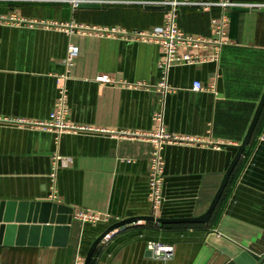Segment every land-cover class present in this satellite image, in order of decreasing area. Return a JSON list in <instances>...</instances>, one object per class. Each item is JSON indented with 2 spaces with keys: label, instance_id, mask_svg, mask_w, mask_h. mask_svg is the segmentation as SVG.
<instances>
[{
  "label": "crops",
  "instance_id": "crops-1",
  "mask_svg": "<svg viewBox=\"0 0 264 264\" xmlns=\"http://www.w3.org/2000/svg\"><path fill=\"white\" fill-rule=\"evenodd\" d=\"M83 1L95 7L0 0V201L50 200L73 209L67 246L0 245V264H76L118 221L203 214L264 92V11L257 10L264 0H233L251 9L225 10L229 26L222 42L212 28V19L221 18L220 7L204 11L183 5L180 28L211 42L180 47L181 54L199 60L173 66L167 90L161 86L158 42L100 31L163 25V0ZM71 21L85 29L68 33ZM70 44L79 54L67 80L64 122L77 129L59 131L40 124L51 123L58 109ZM101 76L109 82L99 81ZM196 81L209 89L195 90ZM161 126L178 139L164 145V201L153 212L149 160ZM57 153L71 162L53 181ZM81 211L108 216L83 222L77 218ZM211 232L256 258L264 254V109L208 223H129L110 232L90 264H224L225 254L206 241ZM150 242L172 245L173 257H153Z\"/></svg>",
  "mask_w": 264,
  "mask_h": 264
},
{
  "label": "built area",
  "instance_id": "built-area-1",
  "mask_svg": "<svg viewBox=\"0 0 264 264\" xmlns=\"http://www.w3.org/2000/svg\"><path fill=\"white\" fill-rule=\"evenodd\" d=\"M63 2H68L72 8H78L84 2L83 0H60ZM160 4L164 5L166 8L165 21L163 25L156 26L150 31H140L132 30L127 31L120 27H114L111 29H103L100 31L109 32L111 35L121 36L127 40H153L160 44L162 49V55L160 59V71L162 74L161 86L167 90L169 88L167 79L170 69L176 65H187L195 63L199 60V57L191 53H180V47L185 45L187 47L198 48L200 45L210 43L211 39H206L204 37L198 36L193 37L187 35L178 24V17L181 7L185 4H191L198 9L204 11L209 10L214 6H218L222 9V15L220 20L212 19V28L215 33V37L222 39V36L226 33L227 27L229 26V17L225 10L227 8H232L238 5V3L233 0H206V1H194L188 2L186 0H163ZM3 20L0 18V21ZM16 21L15 19H11ZM68 33H73L75 29L78 31H83L82 25L76 24L74 21L68 23L67 26ZM216 38L214 39L216 41ZM79 54V48L76 45L70 44L68 46L67 54L65 57V67L66 72L63 75L64 83L60 87V102L58 109L51 115L52 122L48 125L40 124L41 126L53 127L59 131L73 130L77 129L75 126H70L64 122L65 114L67 112L66 108V91H67V80L69 78V72L73 62ZM99 81L104 83L109 82L107 76H101L98 78ZM195 90H208L209 88L203 87L199 81L194 83ZM211 89L213 87H210ZM161 117V116H160ZM154 148L150 153L149 160V174H148V185H149V199L152 205V211H157L163 204V194L162 185L164 179V158H163V148L165 143L171 142L178 139V137H171L165 132V129L161 126L158 133L154 136ZM71 162L69 157L63 156L61 154H56L54 156L53 171L51 173L52 180L55 181L56 172L61 167H66ZM52 199H56L55 186H53ZM108 215L100 212H85L81 211L77 214V218L83 222H96L99 220L106 219ZM111 233L107 234L104 240L109 239ZM103 240V241H104ZM148 250L151 255L158 259H171L174 255V247L172 245H165L157 242L148 243ZM76 264H84L82 259L78 260Z\"/></svg>",
  "mask_w": 264,
  "mask_h": 264
},
{
  "label": "water",
  "instance_id": "water-1",
  "mask_svg": "<svg viewBox=\"0 0 264 264\" xmlns=\"http://www.w3.org/2000/svg\"><path fill=\"white\" fill-rule=\"evenodd\" d=\"M81 8H93L91 3H82ZM246 6L234 7V11H249ZM264 11V7H260ZM264 109V92L258 103L252 121L241 144L237 146V152L229 165L221 185L212 200L209 208L203 214L196 217L164 218L150 216H136L118 221L103 231L91 244L84 264H90L97 246L105 236L113 230L138 220L153 221L161 224L180 223H208L223 194L229 178L242 157L245 149L250 144L261 113ZM64 214L67 217H57ZM73 221V209L66 205L53 201H0V245H34V246H67L71 224ZM56 223V224H55ZM49 224V225H41ZM55 224V225H53ZM17 240V241H16ZM206 241L213 245L228 258L224 264H261L264 254L256 258L251 252L233 243L226 237L211 232ZM151 254V252H148Z\"/></svg>",
  "mask_w": 264,
  "mask_h": 264
}]
</instances>
